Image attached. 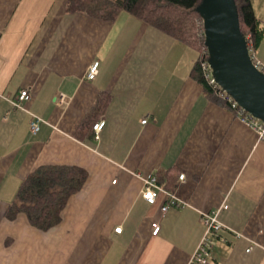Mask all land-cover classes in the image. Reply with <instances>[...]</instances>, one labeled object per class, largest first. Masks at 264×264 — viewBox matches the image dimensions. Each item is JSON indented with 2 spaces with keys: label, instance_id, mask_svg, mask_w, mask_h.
Masks as SVG:
<instances>
[{
  "label": "crops",
  "instance_id": "obj_1",
  "mask_svg": "<svg viewBox=\"0 0 264 264\" xmlns=\"http://www.w3.org/2000/svg\"><path fill=\"white\" fill-rule=\"evenodd\" d=\"M67 4L0 0V264H188L214 211L227 241L206 264H264V141L193 76L198 52L128 11L109 20ZM252 4L264 26V0ZM252 53L264 62V39ZM23 88L32 99L15 107ZM44 165L89 173L48 231L7 217ZM152 173L180 206L144 199Z\"/></svg>",
  "mask_w": 264,
  "mask_h": 264
},
{
  "label": "trees",
  "instance_id": "obj_2",
  "mask_svg": "<svg viewBox=\"0 0 264 264\" xmlns=\"http://www.w3.org/2000/svg\"><path fill=\"white\" fill-rule=\"evenodd\" d=\"M201 2L202 0H68L67 8L72 12H86L109 20L115 19L125 10L190 46L198 52L193 76L217 102L229 107L226 101L218 98L201 70V61L209 60L204 18L198 11ZM235 2L241 32L252 53L264 39V26L255 14L252 0ZM88 175L85 168L74 165L38 167L22 183L7 211V217L14 219L19 213H25L32 226L43 231L50 230L61 222L62 212L70 197L83 188Z\"/></svg>",
  "mask_w": 264,
  "mask_h": 264
},
{
  "label": "water",
  "instance_id": "obj_3",
  "mask_svg": "<svg viewBox=\"0 0 264 264\" xmlns=\"http://www.w3.org/2000/svg\"><path fill=\"white\" fill-rule=\"evenodd\" d=\"M209 62L218 83L264 121V72L256 67L240 28L235 0H202Z\"/></svg>",
  "mask_w": 264,
  "mask_h": 264
},
{
  "label": "built area",
  "instance_id": "obj_4",
  "mask_svg": "<svg viewBox=\"0 0 264 264\" xmlns=\"http://www.w3.org/2000/svg\"><path fill=\"white\" fill-rule=\"evenodd\" d=\"M254 64L258 69L264 72V63L255 59L253 53H251ZM201 70L207 79L208 83L212 86L215 93L219 98L226 101L229 108L234 112L235 117L244 123L249 128L253 129L258 138L264 141V121L260 118L254 116L249 112L244 106H242L228 91H226L216 80L213 75V69L209 60H202L200 63ZM99 63L96 62L90 66L88 72V78L93 79L99 71ZM32 99L31 89L23 88L17 97L13 100V106L23 107V104ZM148 118H145L142 122L147 123ZM42 119L40 117H34L31 120V130L36 133L40 129V124ZM104 121H100L94 125V130L96 132L97 138L104 126ZM186 174L181 173L179 175V181H185ZM144 186L142 189V196L146 201L154 204L160 195L165 196V204L162 206V212H166L171 206H180V201H178L176 193L166 189L163 185L159 183V178L156 173H152L143 176ZM225 207V206H224ZM202 221L206 227L204 236L200 242V245L194 255L190 258L188 264H206L207 259L211 256L212 250L217 246V244L222 241L225 242L227 239L221 234L224 230V225L218 218V212H206L202 216ZM122 227L116 228L117 232H121ZM160 232L159 222L152 223V233L158 235ZM250 249H248L249 251Z\"/></svg>",
  "mask_w": 264,
  "mask_h": 264
}]
</instances>
